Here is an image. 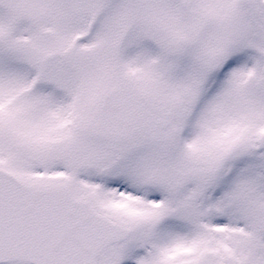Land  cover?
I'll return each instance as SVG.
<instances>
[{"label":"snow or ice","instance_id":"6c2138e0","mask_svg":"<svg viewBox=\"0 0 264 264\" xmlns=\"http://www.w3.org/2000/svg\"><path fill=\"white\" fill-rule=\"evenodd\" d=\"M0 264H264V0H0Z\"/></svg>","mask_w":264,"mask_h":264}]
</instances>
